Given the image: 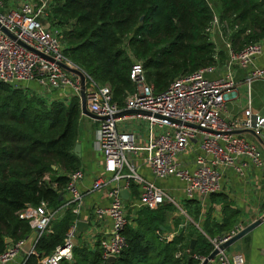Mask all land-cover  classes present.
Masks as SVG:
<instances>
[{"label":"built area","instance_id":"built-area-1","mask_svg":"<svg viewBox=\"0 0 264 264\" xmlns=\"http://www.w3.org/2000/svg\"><path fill=\"white\" fill-rule=\"evenodd\" d=\"M52 6L53 0H0V26L15 38L11 39L0 29V83L23 87L34 82L39 89L28 92L29 96L51 103L58 100L55 91L63 92L66 102L77 97L80 108V79L58 63L83 73L87 110L102 119L95 120L100 123L95 145L102 156L103 173L94 176L86 193L77 188L84 177L81 168L70 173L62 190L64 204L58 210L41 203L20 211L18 217L28 222L31 233L37 232L33 248L25 253L22 249L25 240L10 243L0 254V264L17 261V264H27L30 257L37 258L35 247L41 236L50 231L53 220L68 208L77 219L69 227L62 244L36 264L72 262L75 248L98 249L100 264H107L108 259H117L126 247L124 231L134 225L138 212L155 211L165 203L171 204L176 210V218L183 220L180 227L193 224L207 239L212 251H219L207 264H245L241 255H229L226 250H219L244 229L241 223H236L229 233L213 238L205 236L182 208L180 200L172 195L170 187H158L141 176L137 172V163L146 166L157 182L180 183L183 199L196 202L201 211L211 195L227 191L223 182L228 173L246 180L259 172L264 195L262 151L255 142L235 134L252 131L264 141V116L253 114L250 105L240 119L226 116V104L237 98L234 69L251 68L245 80L248 95L252 83L264 79V68L255 66L256 60L264 54V37L235 51L232 38L238 30L237 25L222 21L215 7L209 6L212 16L205 34L214 46L215 64L182 75L170 82L165 91L156 93L146 79L141 62L128 51L132 60L129 79L135 90L127 94L121 107L113 102L110 87L98 86L64 57L62 36L47 23ZM40 20L46 24V29ZM217 38L224 39L226 58L223 68L218 66ZM123 112L131 113L122 115ZM131 186L137 188V195L132 194ZM122 190L129 193L127 201L121 197ZM96 192H103L108 204L94 206L84 218L86 196ZM106 219L110 221L109 230L101 229ZM78 222L87 224L82 233L77 231ZM155 234L159 241L170 243L178 231L170 234L156 231ZM185 257L198 264L207 258L193 254L189 247L179 246L174 258L181 261Z\"/></svg>","mask_w":264,"mask_h":264},{"label":"trees","instance_id":"trees-1","mask_svg":"<svg viewBox=\"0 0 264 264\" xmlns=\"http://www.w3.org/2000/svg\"><path fill=\"white\" fill-rule=\"evenodd\" d=\"M214 6L222 21L237 25L232 48L241 50L264 37V4L260 0H53L47 23L62 36L63 55L84 71L98 86H108L113 102L122 107L135 90L129 79L131 58L141 62L148 83L156 93L167 89L174 79L214 65V46L205 29ZM79 99L53 100L47 103L29 96L22 86L0 83V254L8 244L25 240L29 224L18 217L26 206L46 203L58 210L63 204L62 190L68 175L81 167L73 154L79 138ZM55 167V170L52 169ZM133 195L136 187H130ZM211 200H223L221 222H211V212L199 221L200 209L194 201L191 218L210 238L229 233L241 212L220 194ZM175 208L163 204L155 211L138 212L133 226L124 231L126 247L114 264H198L192 258H174L179 246L195 245L193 254L208 257L212 247L193 224L180 227L170 243L159 241L156 231L167 226ZM77 219L71 208L43 233L35 250L36 264L61 245L66 232ZM98 249L75 248L73 261L61 264H100Z\"/></svg>","mask_w":264,"mask_h":264},{"label":"crops","instance_id":"crops-1","mask_svg":"<svg viewBox=\"0 0 264 264\" xmlns=\"http://www.w3.org/2000/svg\"><path fill=\"white\" fill-rule=\"evenodd\" d=\"M216 49L218 50L220 56V61L218 66L222 67L226 58L224 39H220V38L216 39ZM255 66L257 68H264V54L256 60ZM250 70L251 68H246V69L236 68L233 70L232 75L234 77L235 82L237 83V88H236L237 98L231 100L229 103L226 104V116L232 119L235 118L240 119L241 117H243L244 115L243 113L245 109H247L248 105H250L253 114L264 116V79L254 81L251 85L250 92L248 95V90L245 85V80ZM23 87L28 89L29 90L28 92H30L31 90L34 91L39 89V87L34 82L26 86L24 85ZM54 95L55 97H57L58 100L60 99L65 100L63 92L55 91ZM88 119L90 120V118L83 116L81 114L79 119V125L80 124L83 125V123ZM96 131L94 135V145H91L86 142H82L81 140H79V138L76 143L79 144L80 146L79 153H80V160L82 163L80 168L84 174L83 180L78 184L77 188L80 192L83 193H86L90 189L94 176L103 173L102 163H101L102 156L99 154L95 145ZM241 136L259 145V148L261 149L264 157V147L261 146L251 135L242 134ZM137 166H138L137 172L141 176L150 180L153 183L157 182L151 176L150 171L146 166L140 163H137ZM260 177L261 174L259 172H256L254 176L246 180L245 179L241 180L235 177L234 175L228 173L226 175L225 181L223 182V188L224 189L227 188V191L223 192L220 195H223L226 198L225 201L233 205V208L241 212L240 219L237 221V223L238 222L241 223L244 228L264 216V195L262 194V189L260 188L263 181L261 180ZM162 183H165L166 187H170L171 193L175 198L176 197L180 198V205L182 206L183 209H185L183 207L185 206L184 203L185 199H183L184 196L182 194V191H180L182 185L177 181H168ZM222 202L223 200L221 201L220 199L217 201H213L209 197L203 210L202 211L200 210L198 216L199 221L203 222L207 218L206 216L208 215V212H211V222L213 221L216 223H220L222 219L221 216ZM107 204H108V199L103 192H96L87 195L83 217L84 218L87 217L88 212L94 206H106ZM194 206L195 205L188 204V207L186 206L185 210L194 212ZM197 207L201 209L200 206L197 205ZM175 213L176 210L169 218L166 228L162 229V232L170 234L171 232L176 231V228L173 223V219H178V218H176L177 216H175ZM189 217H190V213H189ZM179 219L181 220L182 223L183 220L181 218ZM196 225H198V227L200 228L199 224ZM186 226L188 225H185L184 227ZM106 228L107 230L110 229L109 219H106L105 224H103L101 227V229L103 230H105ZM205 236L209 237L206 234ZM226 252L229 255H236V254L241 255L244 259L245 264H264V220L261 222L259 226L254 228L252 231H250L240 240H238L233 245L228 247ZM18 262L19 261H17V263ZM17 263H12V264H17Z\"/></svg>","mask_w":264,"mask_h":264},{"label":"water","instance_id":"water-1","mask_svg":"<svg viewBox=\"0 0 264 264\" xmlns=\"http://www.w3.org/2000/svg\"><path fill=\"white\" fill-rule=\"evenodd\" d=\"M261 4H264V0H260ZM0 29L7 34L11 39L15 40V38L8 32L6 31L4 28H2L0 26ZM21 45V44H20ZM27 48V47H26ZM29 49V48H27ZM31 50V49H29ZM32 52H35L36 54H38L40 57L45 58L48 61H52L53 60L49 57H45L42 54L32 50ZM58 65L63 68L64 70H66L67 72L76 75L79 79H80V86H81V93H80V113L83 116H86L90 119L93 120H102L101 118H97L96 116L92 115L90 112H88L87 110V105H86V95H85V76L83 75V73H81L80 71L76 70V69H71L69 67H67L64 64L58 63ZM131 112H123L122 115L124 114H128ZM235 134L237 135H242V134H249L251 135L261 146L264 147V141L258 136L256 135L254 132L252 131H238L235 132ZM80 146L79 144H75L74 148H73V154L76 155L78 158H80ZM53 170H55V167H52ZM128 196L129 193L127 190H122L121 191V197L127 201L128 200ZM264 220V216L262 218H260L259 220L254 221L253 223H251L250 225H248L247 227H245L242 231H240L238 234H236L235 236H233L230 240H228L226 243H224L219 250L223 251V250H227L228 247H230L231 245H233L235 242H237L238 240H240L242 237H244L246 234H248L250 231H252L254 228H256L257 226H259L261 224V222ZM87 228V224L85 222H78L77 223V231L79 233H82L86 230ZM37 237V232H32L30 233V235L25 239L24 243L22 244V249L25 253H29L30 250L33 248V243L35 241ZM6 244H10L11 243V239H6L5 240ZM195 245V240H191L190 242V249H193ZM218 250H214L212 251L209 256L206 258V260L202 263V264H207V262L212 261L215 256L218 254ZM116 261V259L114 257H111L110 259H108L107 264H114Z\"/></svg>","mask_w":264,"mask_h":264},{"label":"rangeland","instance_id":"rangeland-1","mask_svg":"<svg viewBox=\"0 0 264 264\" xmlns=\"http://www.w3.org/2000/svg\"><path fill=\"white\" fill-rule=\"evenodd\" d=\"M41 24H42V27L44 29H46V24L40 20ZM100 128V123H97V121H94L92 119H88L87 121H85L83 123V125H79V140H81L82 142H86V143H89L91 145H94V135H95V131ZM81 161V160H80ZM82 164V163H81ZM156 183V186L158 187H164L166 188V185L165 183H162V182H155ZM176 199H179L180 198H177ZM185 209H186V206H183ZM188 212V215L189 213L192 214L191 211L187 210ZM191 217V215H190Z\"/></svg>","mask_w":264,"mask_h":264}]
</instances>
